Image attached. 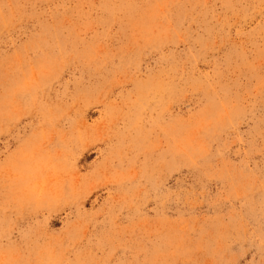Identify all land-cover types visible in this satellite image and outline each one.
I'll list each match as a JSON object with an SVG mask.
<instances>
[{"label":"rangeland","instance_id":"1","mask_svg":"<svg viewBox=\"0 0 264 264\" xmlns=\"http://www.w3.org/2000/svg\"><path fill=\"white\" fill-rule=\"evenodd\" d=\"M0 264H264V0H0Z\"/></svg>","mask_w":264,"mask_h":264}]
</instances>
